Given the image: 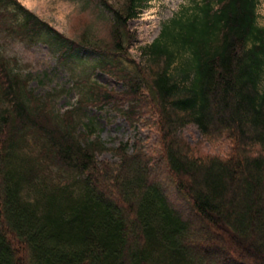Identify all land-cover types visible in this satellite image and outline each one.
Wrapping results in <instances>:
<instances>
[{"label":"trees","instance_id":"1","mask_svg":"<svg viewBox=\"0 0 264 264\" xmlns=\"http://www.w3.org/2000/svg\"><path fill=\"white\" fill-rule=\"evenodd\" d=\"M143 1L100 0L112 16L105 39L84 32L69 39L16 0H0L23 15L20 23L3 24L16 15L0 9L6 33L34 41L45 28L60 60L85 49L125 86L116 93L91 84L79 107L111 106L155 134L131 152L127 144L116 148L117 163L98 162L96 152L106 148L78 130L74 111L54 115L0 55V264H264L258 0L195 4L161 27L140 65L128 53V22ZM181 54L187 60L179 61ZM191 127L200 140L189 139ZM25 133L41 143L36 158H19ZM48 165L66 177L27 200L23 188Z\"/></svg>","mask_w":264,"mask_h":264},{"label":"rangeland","instance_id":"2","mask_svg":"<svg viewBox=\"0 0 264 264\" xmlns=\"http://www.w3.org/2000/svg\"><path fill=\"white\" fill-rule=\"evenodd\" d=\"M20 5L35 14L41 21L55 31L69 39H77L87 33L93 38L105 39L110 22L111 13L102 5L100 0H16ZM109 5L119 6L123 0H104ZM216 5V0H210ZM203 0H144L143 7L138 14L128 22V29L132 35V42L128 53L140 65H145L147 56L143 49L149 46L159 35L163 25L173 19L190 14L195 4ZM0 9L9 13H16L13 5H1ZM1 11V10H0ZM6 17L3 24L20 23L23 15ZM257 25L264 27V0H258L256 7ZM0 27V55L7 59L9 68L27 80V90L35 98L41 100L54 115L74 111L78 130L85 131L90 140H99L106 148L96 152V159L117 163L116 148L127 144L129 152L135 142L143 140V146L154 139L155 134L143 122L130 124L116 109L111 106L99 108L95 105L79 107L80 99L88 97V88L97 84L112 92L125 90L124 84L101 71L99 65L105 61L102 57L79 49L65 60H60L56 45L49 43L51 31L44 28L41 39L34 41L19 40L5 32ZM187 60L184 54L179 55V61ZM122 67L127 71H134V64L124 62ZM93 127V131H88ZM187 135L191 141L201 139L196 128H188ZM24 140L18 148L19 158H36L40 152L41 143L36 136L25 133ZM206 149L211 146L206 144ZM218 148L214 149L217 153ZM66 177L55 166H42L37 178L30 185L23 188L22 194L27 200L36 197V190L43 189L50 182ZM214 236V232L207 231ZM203 233V232H202ZM210 255L214 256L213 253ZM221 262V261H220Z\"/></svg>","mask_w":264,"mask_h":264}]
</instances>
